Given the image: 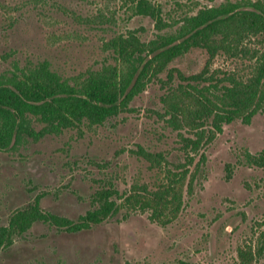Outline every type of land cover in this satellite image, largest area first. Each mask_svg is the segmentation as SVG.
<instances>
[{
    "label": "rangeland",
    "instance_id": "rangeland-1",
    "mask_svg": "<svg viewBox=\"0 0 264 264\" xmlns=\"http://www.w3.org/2000/svg\"><path fill=\"white\" fill-rule=\"evenodd\" d=\"M150 1L174 23L227 0ZM129 30H137L144 41L159 32L152 17L138 12L135 0H0V73L44 60L64 77L99 69L116 62L107 42ZM247 46L263 48L264 37L249 39ZM208 58L206 49L195 47L170 67L194 74ZM253 65L251 54L220 53L210 72L246 78ZM165 91L154 79L128 109L103 124L40 138L26 135L1 152L0 224H8L14 210L37 197L45 210L77 219L92 207L102 186L124 193L135 184L155 188L168 181L171 170H189L186 182L193 179V185H185L178 216L153 220L148 211L122 208L78 232L37 221L0 251V264H241V250L264 248V166L245 156L264 150V110L250 123L226 124L202 148V161V151L185 144L183 134H192L168 122L161 99ZM252 264H264L263 249Z\"/></svg>",
    "mask_w": 264,
    "mask_h": 264
},
{
    "label": "trees",
    "instance_id": "trees-1",
    "mask_svg": "<svg viewBox=\"0 0 264 264\" xmlns=\"http://www.w3.org/2000/svg\"><path fill=\"white\" fill-rule=\"evenodd\" d=\"M135 1L138 12L152 17L159 32L149 41L142 40L137 30L111 38L106 45L114 52L115 63L71 77L52 69L47 60L0 73V154L16 147L26 135L40 138L83 124H103L128 109L154 79L166 88L161 99L168 122L192 134L183 137L186 146L196 152L209 146L226 124L237 119L250 123L264 110V46L255 51L247 46L249 39L264 37V0H227L174 23L165 21L162 8L150 0ZM166 27L172 29L164 30ZM195 47L209 54L204 69L188 75L170 67ZM220 53L233 57L251 54V74L244 78L211 73L210 65ZM164 71H168L165 80L160 76ZM34 121L42 124L40 130ZM201 154L205 161L204 152ZM245 156L249 163L264 166V150L247 151ZM193 161L191 156L190 163ZM188 172L171 170L167 182L155 188L135 184L126 193L112 185L102 186L92 197V207L77 219L45 210L37 197L14 210L8 224H0V251L37 221L78 232L102 223L122 208L148 211L153 220L175 218L184 206L185 185L188 189L193 185V179L186 182ZM262 249L241 250V264H252Z\"/></svg>",
    "mask_w": 264,
    "mask_h": 264
}]
</instances>
